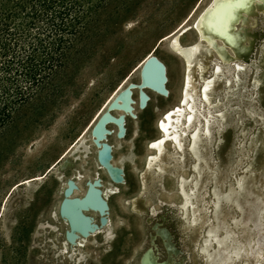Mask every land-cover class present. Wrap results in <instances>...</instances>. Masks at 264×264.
Returning <instances> with one entry per match:
<instances>
[{
  "label": "rangeland",
  "instance_id": "rangeland-1",
  "mask_svg": "<svg viewBox=\"0 0 264 264\" xmlns=\"http://www.w3.org/2000/svg\"><path fill=\"white\" fill-rule=\"evenodd\" d=\"M208 1L78 0L65 57L0 130V264H148L147 243L159 264H264V1L240 14L229 49L197 41L191 28ZM183 23L181 44L196 46L187 73L167 48ZM151 49L165 66L168 95L148 91L146 106L126 116V137L109 136L112 163L123 170L114 184L96 162L89 127ZM186 78L185 112L211 113L195 130L185 123L181 147L167 144L148 167L146 145L184 97ZM90 178L108 201V225L74 250L57 202L67 179L80 195Z\"/></svg>",
  "mask_w": 264,
  "mask_h": 264
},
{
  "label": "bare ground",
  "instance_id": "bare-ground-1",
  "mask_svg": "<svg viewBox=\"0 0 264 264\" xmlns=\"http://www.w3.org/2000/svg\"><path fill=\"white\" fill-rule=\"evenodd\" d=\"M263 1L209 0L191 23V28L195 32L197 41L211 47H214L216 43L226 49L234 46L237 43L236 29L240 14L248 13L253 6L259 8L262 6ZM184 23L181 27L179 26L180 28L172 36L170 35L167 48L181 58L185 73L186 71L188 72L193 62L196 46L194 43L181 44L180 36L186 31ZM226 61H229V59H226ZM132 71H137L136 79L130 81V73L129 76H126L116 85L112 94L104 101L94 115L89 127L91 141L95 146L96 162L114 184L122 183L123 170L112 163V150L107 143L108 138H110L109 136L115 133L119 139L126 137V125L129 122L126 116L130 115L132 111L134 113L135 107L142 109L146 106L149 100L148 91L162 96L168 95L165 66L155 55L154 49L149 50L130 72ZM183 88L184 97L179 100L177 105L166 110L156 122L159 136L148 141L146 145V148L152 151L145 158L148 167L154 164L160 157L162 149L167 144L172 145L175 150L181 147L180 137L182 134H187H185V123L194 124L193 130H195L196 124L202 121V115L206 117L211 113L206 109H203L204 112H201L200 107L198 108L199 112L195 111L194 114L189 113V111L185 112L188 105L186 93L191 89L187 78L183 82ZM128 91L131 92L130 97L132 101H128ZM133 93L136 95L135 100L133 99ZM202 102H204V99L201 95L197 103L200 105ZM108 118L109 121H106ZM102 130L105 131V137L101 136ZM119 130H121V136L117 135ZM192 140L195 141V137ZM190 148L194 151L193 145ZM97 180L96 178L86 179L84 181L83 193L78 195L75 192L77 188L73 186L75 185L74 181L67 179L57 202V215L67 227V233L63 237L65 244L72 246L74 250L80 245V242L86 241L89 237L96 235L99 229H101L99 233H105L107 229L109 205L100 189L101 184L99 181L96 183ZM92 215L96 218L92 217ZM134 234L135 232L132 231L124 238L122 244V247H124L120 254H127ZM104 238L106 239L105 235ZM149 242L153 241L150 240ZM169 250L171 249L169 248ZM153 254V247H150V244L147 243V246L141 253L142 261H146L148 264H159L154 259Z\"/></svg>",
  "mask_w": 264,
  "mask_h": 264
},
{
  "label": "trees",
  "instance_id": "trees-1",
  "mask_svg": "<svg viewBox=\"0 0 264 264\" xmlns=\"http://www.w3.org/2000/svg\"><path fill=\"white\" fill-rule=\"evenodd\" d=\"M81 11L78 0H0V130L65 57Z\"/></svg>",
  "mask_w": 264,
  "mask_h": 264
},
{
  "label": "water",
  "instance_id": "water-1",
  "mask_svg": "<svg viewBox=\"0 0 264 264\" xmlns=\"http://www.w3.org/2000/svg\"><path fill=\"white\" fill-rule=\"evenodd\" d=\"M140 85H141V84H140ZM128 93H129V91H128ZM128 101H130V97H129V95H128ZM106 121H109V118L106 119ZM120 131H121V130H119L118 133H117L118 136H121ZM92 133H93V131H92ZM104 135H105V131L102 130V135H101V136H102V137H105ZM96 183H98V180H97ZM73 186H75V185H73ZM61 214H62V212H61ZM70 226H71V225H70ZM71 228H72V227H71ZM66 233H67V232H66ZM67 239H68V237H67Z\"/></svg>",
  "mask_w": 264,
  "mask_h": 264
}]
</instances>
